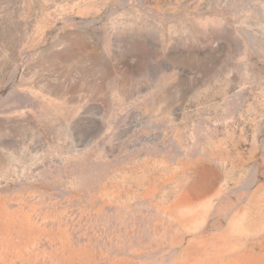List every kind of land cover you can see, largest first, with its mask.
I'll use <instances>...</instances> for the list:
<instances>
[{
  "label": "rangeland",
  "instance_id": "1",
  "mask_svg": "<svg viewBox=\"0 0 264 264\" xmlns=\"http://www.w3.org/2000/svg\"><path fill=\"white\" fill-rule=\"evenodd\" d=\"M0 264H264V0H0Z\"/></svg>",
  "mask_w": 264,
  "mask_h": 264
}]
</instances>
